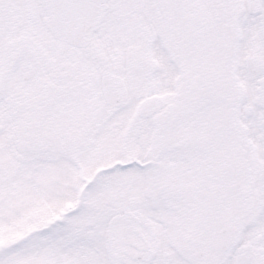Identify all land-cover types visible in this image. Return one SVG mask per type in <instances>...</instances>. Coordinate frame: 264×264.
Instances as JSON below:
<instances>
[{"label":"snow or ice","instance_id":"snow-or-ice-1","mask_svg":"<svg viewBox=\"0 0 264 264\" xmlns=\"http://www.w3.org/2000/svg\"><path fill=\"white\" fill-rule=\"evenodd\" d=\"M0 264H264V0H0Z\"/></svg>","mask_w":264,"mask_h":264}]
</instances>
